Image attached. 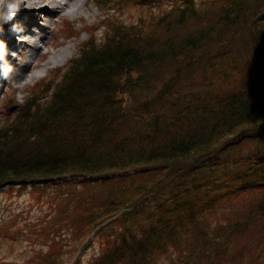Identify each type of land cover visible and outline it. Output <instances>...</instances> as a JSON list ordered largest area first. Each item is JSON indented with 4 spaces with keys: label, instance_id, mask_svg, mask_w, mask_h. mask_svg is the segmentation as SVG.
Masks as SVG:
<instances>
[{
    "label": "trees",
    "instance_id": "1",
    "mask_svg": "<svg viewBox=\"0 0 264 264\" xmlns=\"http://www.w3.org/2000/svg\"><path fill=\"white\" fill-rule=\"evenodd\" d=\"M176 2L152 28L118 24L0 125V183L56 187L54 243L100 238L92 264L264 237V0Z\"/></svg>",
    "mask_w": 264,
    "mask_h": 264
},
{
    "label": "rangeland",
    "instance_id": "2",
    "mask_svg": "<svg viewBox=\"0 0 264 264\" xmlns=\"http://www.w3.org/2000/svg\"><path fill=\"white\" fill-rule=\"evenodd\" d=\"M175 1L177 0H156L142 4L132 0H101L95 4V8L98 5H103L98 17L101 20L95 18L89 23H98V26L89 32L81 29V24L78 21L73 25L75 29L80 30L76 37L83 40V43L74 50L73 57L66 62L62 69L49 71L43 79L30 81L24 87L16 82L14 74H9L6 77L0 90V125L4 124L8 117L18 112L26 99L39 97L41 102L48 99L55 87L70 72L74 58L83 56L84 52L92 45L99 46L107 38L111 37L112 39L118 34H123V31L117 28L118 24H123L124 28L130 29V32L134 27H141L142 24L146 26L149 22L152 25L150 28H152L166 12L170 17H173L170 9L179 2L175 3ZM140 17L143 18L140 20ZM67 28H69V24L64 22L53 32L62 33ZM135 32L141 31L138 29ZM126 35L128 34L125 33ZM23 36L21 34V37ZM136 42L137 47L141 49L142 46H145V37H137ZM18 62L21 63L22 60L20 59ZM231 66L228 64L227 68L230 69ZM59 180L61 179L57 177L47 183H55V186ZM19 182L15 184L0 183V264L94 263L106 246L100 238L95 236L89 239L85 238L74 247L72 244L67 245L63 242L62 244L60 241L54 243L56 239L50 231L54 232V230L60 229V225L58 223L49 225L48 221L56 211L53 204V200L57 196L53 191L56 187L39 188L34 191L31 180H27L25 186L20 185ZM36 184L39 185L38 182ZM58 198L60 199V196ZM107 222L101 225L107 224ZM64 228L67 230L66 226ZM259 235L258 232H255L253 237L248 235L233 241L229 240L227 245L221 247V251H226V253L205 250L203 255H198L196 263L193 261L189 264H264V237L259 239ZM257 237L258 241L255 239ZM257 242H261L262 253L259 257L257 252L252 251ZM52 245L53 252L50 250ZM186 249L189 251V248L186 247ZM181 251L185 250L182 248ZM178 253L179 250L176 248L169 249L159 256L158 264H184L178 260Z\"/></svg>",
    "mask_w": 264,
    "mask_h": 264
},
{
    "label": "bare ground",
    "instance_id": "3",
    "mask_svg": "<svg viewBox=\"0 0 264 264\" xmlns=\"http://www.w3.org/2000/svg\"><path fill=\"white\" fill-rule=\"evenodd\" d=\"M97 3L98 0H0V90L9 74H14L16 82L24 87L30 81L43 79L49 71L62 69L83 43L76 37L80 30L73 25L78 21L80 28L89 32L98 26L89 23L100 15L103 5L95 8ZM64 22L69 24L66 31L53 32Z\"/></svg>",
    "mask_w": 264,
    "mask_h": 264
}]
</instances>
